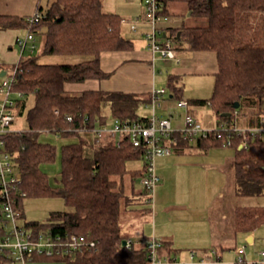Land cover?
Here are the masks:
<instances>
[{
	"label": "trees",
	"instance_id": "1",
	"mask_svg": "<svg viewBox=\"0 0 264 264\" xmlns=\"http://www.w3.org/2000/svg\"><path fill=\"white\" fill-rule=\"evenodd\" d=\"M170 1L183 2L191 16L207 19L203 26L183 25L165 32L176 43L175 51L215 54L218 71L211 97L186 100L184 109L188 104L209 107L216 116L217 127L206 136H188L175 130L171 138H164L163 145L170 147V155L172 149L182 153L191 149L201 152L219 147L232 149L236 196L260 197L264 194V135L251 136L247 145L240 148L242 140L234 129L264 127V0H157L161 20L169 15ZM34 14L40 18L32 23L29 22L32 15H0V31L25 29L36 39L42 37L43 55L80 58L63 64H44L35 53H24L12 66L16 118L24 115L28 96H34V103L26 112V131L1 135L2 149L10 154L19 182L8 188L7 196L0 192V206L8 200L20 213L22 227L33 235L64 239L75 235L81 239L80 246L69 253L34 255L28 263L151 264L147 242L130 241L123 245L129 239L123 235L120 224L122 209L151 208L146 189L135 186L147 174V145L136 148L128 135L116 137L108 133L101 138L93 136L95 151L91 156L86 154L91 153L80 134L101 126L112 128L115 120L147 124L150 116H141L138 110L140 106L151 105L152 95L66 91L67 84L110 78L111 73L101 68V54L133 50L134 42L123 35L122 18L103 11L102 0H46ZM1 70L4 67L0 64ZM175 80L169 75L167 87L179 105L182 98L177 91L181 88H177ZM241 116L248 118L242 119L247 127L237 123ZM48 133L67 139L77 137L78 141L65 143L58 149L41 140ZM58 152L60 176L52 184L41 167L55 162ZM133 161H140V167L129 169L127 165ZM44 198L62 199L65 209L50 212L45 222L25 221L24 201ZM263 224L264 206L236 207L237 233L252 232ZM5 231L0 218V235ZM160 243L158 258L175 264L172 256L176 250L172 243ZM14 263L11 251H0V264ZM234 264H238L237 260Z\"/></svg>",
	"mask_w": 264,
	"mask_h": 264
},
{
	"label": "crops",
	"instance_id": "2",
	"mask_svg": "<svg viewBox=\"0 0 264 264\" xmlns=\"http://www.w3.org/2000/svg\"><path fill=\"white\" fill-rule=\"evenodd\" d=\"M46 0H0V15L28 17L33 15L39 5ZM145 16V7L141 0L132 2ZM119 6L108 13H115L124 18ZM167 22L164 30L181 27ZM125 26V25H123ZM128 28V27H127ZM27 33L25 29L0 31V64H13L21 59V52L16 46V39ZM146 33V32H145ZM145 43L134 42L130 51L105 52L101 54V68L111 73L105 80H88L84 83L67 84L66 91L72 94L88 90L132 93L150 97L152 91L165 89L160 99V106L168 109L165 116L156 111L163 119H170L176 131L184 126L186 115L205 129L217 127L215 114L199 105L188 104L184 109L171 95L167 87L168 76L176 78L177 91L185 100L210 98L214 88L215 74L218 71L217 58L212 52H191L186 49L176 50L180 62L175 60L163 63L152 55ZM18 50H17V48ZM163 63L165 67H159ZM177 102L175 108L171 101ZM146 108L150 106L145 105ZM146 109V110H148ZM149 117V112H144ZM160 114V115H159ZM240 126L247 123L240 121ZM90 151V150H88ZM156 173L160 182L155 189L154 206L149 210L123 209L124 222L135 221L138 211L144 221L140 231V241L128 237L134 243H146L155 238L159 242L170 241L176 253L172 256L181 264H218L224 258L236 261L241 255L243 264L264 262V224L249 233H237L235 230V209L237 206H264V194L260 197L238 198L235 191V157L228 147L212 148L206 152L191 149L182 153L172 149L170 156L159 157L155 161ZM124 211V214L122 212ZM121 220V218H120ZM128 223V224H129ZM121 224V230L123 229ZM124 226V224H123ZM139 233V231H138ZM250 238V242L247 240ZM243 254H239L240 250ZM192 254L194 257H192ZM205 259L204 263L200 260ZM64 264L61 262H32L30 264Z\"/></svg>",
	"mask_w": 264,
	"mask_h": 264
},
{
	"label": "built area",
	"instance_id": "3",
	"mask_svg": "<svg viewBox=\"0 0 264 264\" xmlns=\"http://www.w3.org/2000/svg\"><path fill=\"white\" fill-rule=\"evenodd\" d=\"M145 7V23L149 24V30L145 33V40L147 42V48L154 57L159 55L166 61L175 60L179 62V58L176 55L173 39L167 35L165 30L159 26L161 17L159 15V5L157 0H141ZM40 18L39 14H33L29 18V22H37ZM141 22L140 18L131 22L126 18L121 19V24L126 25L129 30L136 31V24ZM16 44L22 54H34L36 50V37L27 32L24 35H20L16 39ZM27 52V53H26ZM15 72L8 73L3 78L0 90L5 94L4 99L0 101V192L7 196L8 188L19 182V176L14 172L13 162L10 154L5 152L2 148L4 141L1 139V135L9 131H16L14 124L16 121L15 116V103L12 95V83L14 82ZM165 94V90L152 91V116H150L147 124L141 122H121L114 121L113 127L101 126L100 128H94L90 132L95 137L101 138L105 134L120 137L122 135H128L131 139V143L134 147L139 148L142 145H147L146 161H147V174L140 180V184L146 189L149 196V205L154 206L155 189L160 182V177L156 173L155 161L159 157L168 156L171 153L170 147L163 145L164 138H171L175 131L173 123L169 119H161L157 117L155 109L160 106V99ZM12 95V96H11ZM21 94H18L20 97ZM179 106L186 108L187 101L182 99L179 102ZM57 113V112H56ZM68 119H71L70 117ZM237 135L241 138V146L245 147L251 136L256 134L264 135V127L261 128H236L234 129ZM184 135L188 136H206L210 130L202 127L190 116H185L184 126L180 130ZM176 138L172 139L174 142ZM3 196V195H1ZM0 218L5 226V232L0 235V251H11L15 263L28 264L34 255H47L53 256L62 253H69L71 249L75 250L80 246L81 239L75 235L70 236L67 239L61 236L52 235H33L30 231L22 227V218L20 213L13 208V205L7 200L0 206ZM127 245L130 244V240L127 241ZM160 242L155 238H151L147 241L148 257L151 260V264H169L167 259H161L157 256ZM244 250H240L239 254H243ZM192 257L194 255L192 254ZM206 260H200V263H204ZM14 263V264H15ZM175 264H181L174 259ZM238 264H243L244 260L240 255L237 258ZM255 264H264L263 261H258Z\"/></svg>",
	"mask_w": 264,
	"mask_h": 264
},
{
	"label": "rangeland",
	"instance_id": "4",
	"mask_svg": "<svg viewBox=\"0 0 264 264\" xmlns=\"http://www.w3.org/2000/svg\"><path fill=\"white\" fill-rule=\"evenodd\" d=\"M135 0H102L103 2V11L107 12L109 10H112L113 7H117L119 6V11H121V15H123L124 18H126L127 20L133 22L137 19V16L139 15L140 11L133 7L132 2ZM168 12L169 15L168 16H163L162 20L159 24V26H161L162 28L165 27V25L167 24V22H172L174 24L172 25H185V26H203L207 23V19L204 17H195V16H191L189 13V10L186 6L185 3L180 2V1H170L168 3ZM141 22L136 24L137 30L136 31H131L127 28V26H122V33L124 36H126L129 39L134 40V42L136 41V43H145L144 38H143V33L147 32L149 30V24L145 23V21L143 20V18H140ZM175 27V26H172ZM26 34V33H25ZM176 43H174L175 45ZM17 46V44H16ZM42 47H43V39L42 37H37L36 39V50H35V57L39 58V61L41 63H47V64H63V63H68V62H74L76 61V58H80V57H72V56H66V55H43L42 54ZM17 48V47H16ZM18 50V48H17ZM156 58L160 61H162L163 63L166 62V60L159 58V55H156ZM170 61V60H168ZM160 62L159 67H165L164 64ZM4 67V71L11 73L12 72V66L13 64H5L2 65ZM3 72V70L0 71V73ZM4 77L0 76V88H1V84L3 81ZM13 96H15L14 93H12ZM11 95V96H12ZM5 94L0 90V101H2L4 99ZM209 99V98H206ZM27 102V108L26 111L24 113L23 116H18L16 118L15 124H14V129L16 131H26L27 125H26V112L28 109H30L34 103V96L30 95L27 97L26 99ZM172 105L177 108V102L176 101H171ZM204 108V110L209 111V107H201ZM148 108H146L145 106H140L138 113L140 115H144V112H149V116H152V107H150L148 110H146ZM160 112L162 113L163 116L166 115V113H168V109H165L163 107H159L157 106L155 109V113ZM108 114V112H107ZM160 115V114H159ZM244 116L239 117L242 121ZM238 118V119H239ZM248 119L247 117H244V120ZM243 122V121H242ZM238 124H240L239 122H237ZM113 122L110 120L109 121V126L112 127ZM241 125V124H240ZM80 136L86 140V142L88 144L85 145V148L87 150H90V153H86L87 155H93L95 148L93 147V134L91 132H83L80 134ZM41 140L44 142H48L51 143L55 146L58 147V149L65 143L68 142H73V141H78L77 137L74 138H60L57 135L51 133V134H43V136L41 137ZM141 165L140 161H133L128 163V168L129 169H137L139 168ZM42 170L50 177V180L52 182V184H55V179L59 178L60 176V169H61V158H60V153L58 152L57 154V158L55 160V162L53 163H49V164H45L42 165ZM135 186L138 188H141V184L139 181H136ZM65 209V205L63 203V200L60 198H44V199H27L24 201V215H25V221H38V222H45L49 216V213L52 211H61ZM123 210V209H122ZM130 212V211H128ZM122 214H124V211L122 212ZM134 214H137L135 217V221L131 222V223H126L124 222V217H126V215H121V220L120 223L122 224V233L123 235H128V237L132 236L135 240L133 241H140V231L142 226L145 225L144 221H149L147 219V217H149V215H146L145 217H143L144 215H142V212L138 211ZM139 231V233H138ZM132 241V240H130ZM15 264H20V263H15ZM30 264V263H28ZM51 264V263H50ZM55 264V263H52ZM213 264V263H212ZM218 264H234V261L224 258V261L222 263H218ZM251 264V263H249Z\"/></svg>",
	"mask_w": 264,
	"mask_h": 264
},
{
	"label": "water",
	"instance_id": "5",
	"mask_svg": "<svg viewBox=\"0 0 264 264\" xmlns=\"http://www.w3.org/2000/svg\"><path fill=\"white\" fill-rule=\"evenodd\" d=\"M189 14H190V13H189ZM178 35H179V34H178ZM5 75H6V72H5V71H3V72L0 73V76H1V77H4ZM238 107H239V105L236 104V105H235V108H238ZM240 148H242V146H240ZM247 241L250 242V238H249ZM126 243H127V242L124 241V242H123V245H126Z\"/></svg>",
	"mask_w": 264,
	"mask_h": 264
}]
</instances>
